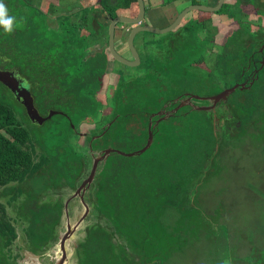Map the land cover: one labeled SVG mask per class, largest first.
Segmentation results:
<instances>
[{
    "label": "trees",
    "instance_id": "16d2710c",
    "mask_svg": "<svg viewBox=\"0 0 264 264\" xmlns=\"http://www.w3.org/2000/svg\"><path fill=\"white\" fill-rule=\"evenodd\" d=\"M132 1L94 0L84 17H76L71 22L70 15H63L62 19L56 20L54 29H50L44 25L41 13L30 4V0H3L16 23L11 34L0 28V70L12 72L22 85H26L38 109H59L61 113L57 111L53 116L61 117L63 123L55 128L56 132L43 131L41 137L36 131L40 126L36 125L35 129L23 126L6 95L0 93V187L11 183L27 185L29 194L18 214L28 217L23 231L26 240L31 245H41L49 238L50 227L58 218L57 210L38 205L34 197L54 184L43 168L51 164L59 178L70 183L74 190L86 178L93 159L104 150L114 146L127 148L130 144L142 148L149 122L151 143L137 155L141 159L109 153L95 167L92 181L85 190L90 193L83 202L91 205L93 212L100 213L104 224L109 227L98 224L88 232L82 243L83 255L98 264H179L170 258L179 255L186 245L178 243L173 236L183 229L191 234V230L202 226L182 214L168 216L164 208L167 204L172 207L177 203L182 205L179 203L180 192L185 190L187 176L199 169L197 159L205 152L213 151L218 128L236 124H233V110L227 112L220 124L214 123L215 118L208 117V110L192 109L189 104L172 112L179 102L188 99L190 93L176 89L170 95L162 84L173 78L186 84L191 80L188 70L196 76L200 73L209 77L207 70L195 66L202 61V51L200 46L195 47L194 35L205 27L204 21L185 24L176 36L167 33L151 41L141 39L139 67L143 69L142 77L118 73L112 93L106 100L109 114L93 122L87 149L70 151L66 144L77 122L93 119L95 95L100 89L98 81L106 67L104 56L85 57L88 40L93 37L91 41L99 44L100 37L106 38L109 21L127 11ZM191 1L198 4V0ZM241 3L248 6L257 18L264 17V0H242ZM228 8L229 5L223 3L219 14L227 13ZM118 27L119 24L114 26V32ZM80 29L87 35H75ZM263 41L264 37L253 40L244 35L230 42L215 71L224 83L223 88L228 89L244 80L246 83L217 101L215 107L222 106V101L228 105V100L232 107L261 100V108H264V93H255L254 100L248 96V90L256 85L254 82L258 80L259 71L264 69V63L260 64L264 57ZM171 59L184 66L179 64L175 72ZM263 80L258 81L261 85H256L257 90L264 88ZM0 87L6 90L2 84ZM240 95H244V103L238 101L235 104ZM194 105L210 106L211 101L205 99ZM248 108L251 111L258 109L254 105ZM159 110L162 113L155 115ZM26 119L27 123L31 122ZM36 148L40 149L38 153ZM191 157L196 158L195 165ZM20 193L18 187L2 191V194H11L9 201ZM115 235L126 239V245L115 241ZM1 237L6 238L7 245L16 235L0 204ZM186 241L187 238H183V242ZM260 242L256 243L263 249L264 239ZM240 247L238 245L236 249ZM222 260L231 262L228 257ZM248 264L258 263L249 261Z\"/></svg>",
    "mask_w": 264,
    "mask_h": 264
},
{
    "label": "rangeland",
    "instance_id": "374dc122",
    "mask_svg": "<svg viewBox=\"0 0 264 264\" xmlns=\"http://www.w3.org/2000/svg\"><path fill=\"white\" fill-rule=\"evenodd\" d=\"M30 1V4L41 13L44 25L50 29H54L57 23L56 20L62 19L63 15H70L72 22L76 17L85 15L93 5L92 0ZM241 1L223 0L224 4L227 3L229 5L228 11L225 14H219V11L212 13L193 11L183 18L181 24H187L195 17L201 18L205 22L206 28L199 31L196 35L197 38L196 36L195 38L197 45L201 47L202 51V61L199 67L207 70L209 77L206 78L204 74L201 75L200 73L196 76V74L188 70L191 80L186 81V84L185 82H176L174 78L168 79V81L166 80L162 84L167 87L170 95L171 93L174 94L176 89H184L183 92H188L191 96L203 97L209 100V98L216 96L220 91L227 88H223L224 83L216 73L215 67L219 59L226 55L230 42L244 35L253 40H259L264 37V17H255L250 8L242 5L244 3H241ZM198 3L213 6L216 0H198ZM78 5L81 6L80 15L77 12ZM182 5L180 3L176 5V12ZM122 12V15L132 18L136 13V8L133 5L132 8ZM159 14L164 16L160 10ZM149 15L144 19L147 25L160 28L166 24V16H161L158 19L154 14V18ZM130 27V25L121 24L116 30V42L113 43L115 52L126 59L129 57V53L127 50H124V44ZM78 35H85V32L80 31ZM135 36L133 44L139 50L141 39L151 41L155 38L157 39L160 35L140 32ZM90 38L93 40V37ZM91 39L87 43L88 49L84 51L85 57L93 56L96 52H102V47L104 46L103 40L100 45H97ZM100 39L102 38L100 37ZM174 59H171L173 60L171 64L174 66L172 69L177 72L179 64L180 66H184V64ZM263 60L264 57L260 60V63ZM118 73L140 78L142 77L143 69L139 66L127 68L107 55L105 71L100 75L98 81L100 89L95 95L96 107L92 109L93 119L77 122L72 136L66 142L70 151H75L77 148L86 150L89 141L88 134L92 129L93 122L109 114L106 100L112 93ZM184 75L189 78L186 74ZM263 79L264 69L259 71L258 80L254 84L261 85L258 81ZM237 84L242 85L244 83L240 82ZM256 85H252L253 87L248 90L250 100L255 99L253 98L255 93H259V95L264 93V88L257 90ZM23 86L26 87V85ZM3 90L0 87V93L6 95L15 116L21 120L23 126L35 129V126L38 124L34 122L27 123V116L24 117V109L20 103V99L15 97L7 88L4 90L6 92ZM243 96L240 95V99H235V104L238 101L243 102ZM199 101L197 100L194 103ZM221 103L223 105L218 107H215L217 104L205 106L209 108L207 109L209 112L208 117L215 118L213 121L216 122L214 123L220 124L219 122H222L227 112L230 113L233 110L235 112L232 115L234 119L233 124H236L229 128H218L217 133L214 131L216 133L214 149L211 153L207 151L202 154L197 159L199 164L197 172L190 173L187 176L188 182H186L185 190L183 189L180 192L182 197L179 199V203H182V205L179 206L178 203H172L174 207L167 204V207L164 208V213L168 216L182 214L185 217H189V219L192 218L202 226V228H196L194 231L191 230V234L186 229H180L181 232L178 231V234L173 236L178 243L186 245L179 252V255L170 258V261L178 262L179 264H248L249 261L258 264L264 263V248H261V250L256 243L264 239H262L264 237V108H261V100H257L255 103L252 102L249 105L243 102L244 106L242 107H232L233 104L229 100L228 105L223 101ZM253 105L258 108L256 111H251L248 108ZM34 108L40 117H45L51 112L61 113L59 109L52 111L51 109L41 110L35 106ZM240 112L242 115H240ZM159 113L162 112L159 110L154 114L158 115ZM53 115L50 120L39 124V129H36V131H39L41 137L43 131L53 133L54 130L56 132L55 128L63 123L61 117ZM115 147L119 146H114L111 149L122 153L139 150L136 145L132 144L128 145L127 148H121L122 150ZM35 150L38 153L40 149L36 148ZM138 159H141V157H133V160ZM191 160L195 165L196 158L194 157L193 159L191 157ZM43 170L52 177L54 184L45 188L39 195H35L34 197L38 205H48L50 209L57 210L58 218L50 227L49 238L42 245H31L26 241L23 234L28 223V217L19 215L18 211L29 194L27 185L23 183L17 186L15 183H11L5 187H0V204L3 206L6 218L11 223L16 235L15 239L11 242L8 252L12 264H55L59 256L58 244L60 238L65 233L66 222L70 227L73 226L83 212L79 200L73 198L68 201L67 217L65 218L63 204L75 189L73 190L70 187V183H66L63 179L59 178L51 164L45 166ZM8 187H18L21 190V193L13 201L8 200L11 194H2V191ZM89 193V190L84 191L83 199ZM163 201L165 202V200ZM86 205L88 212L85 218L77 225L75 230L68 234L64 241L65 259L63 264H98L96 260L90 257L84 258L82 243L86 240L88 232L98 224L104 225L105 228L109 227V225L107 223L104 224V219L100 213L92 211L91 205ZM195 237L197 239H194ZM183 238H187L185 243L183 242ZM114 239L119 244L126 245L127 241L123 237L115 235ZM259 244L261 245V242ZM238 245H241L239 250L236 249ZM145 253L149 254V251L145 250ZM227 257L230 258L231 262L222 260V258Z\"/></svg>",
    "mask_w": 264,
    "mask_h": 264
},
{
    "label": "water",
    "instance_id": "95a60500",
    "mask_svg": "<svg viewBox=\"0 0 264 264\" xmlns=\"http://www.w3.org/2000/svg\"><path fill=\"white\" fill-rule=\"evenodd\" d=\"M135 1H136V7H137L136 17L130 18V17H123V16L118 15V16L112 18L107 25V51H108V54L117 63H119L123 66H128V67H136L139 63L137 53H136V51L132 45L133 38L137 33L145 32V33L163 35L167 32H170L171 30H173L176 27V25L179 23V21L187 13H189L191 11H201V12H208V13L216 12L220 9V7L223 3V0H217L215 6H206V5H202V4L188 5L176 16V18L168 26L158 29V28H154V27H151L148 25L136 26L138 23L141 22V20L143 18L144 6L142 3V0H135ZM116 24L134 25V27H132L129 30V32L126 36V39H125V46H126L128 52L130 53L132 61H128V60L124 59L123 57L119 56L114 51L113 34H114V26ZM263 61H261V65H262ZM0 84H2L5 88H7L15 97L20 99V103H21V105L24 109L25 115L27 116L29 121L34 122V123L39 125L42 122L48 120L53 114L56 113V112H51L45 117H40L38 115L37 111L35 110L34 106H33L32 97L30 96V93H29L27 87L23 86L21 84V82L14 76V74L12 72L0 70ZM243 86H244V84H242V85L236 84V85H233L232 87H230L228 89H224V90L220 91L216 96L209 98V100L211 101V106H214L217 101L224 99L227 95L232 93L235 88H237V87L242 88ZM194 98L199 99V100L202 99V98H197V97H194ZM188 100H189V98L185 101H181L180 103H178L177 106L172 110V112L176 111L178 108L187 104L186 102ZM195 109L207 110L209 108L208 107L207 108L206 107H200V108H195ZM160 114L161 113H159L158 115H160ZM150 143H151V133H150V123H148L147 124V136H146L145 144L139 150L134 151V152H130V153H122V152L115 151L112 149H106L101 153L100 156L93 159L86 178L81 181V183L77 186V188L74 190L72 195L63 204V213H64L65 218L67 217L68 201L73 199V198H77L79 200L80 204L82 205L83 212H82L80 218L77 220V222L73 226L70 227L68 225V223L66 222L65 233L62 235V237L60 238V241H59V250L61 252V257L58 260L57 264H62L63 258L65 257L64 256V248H63V243H64L65 239L67 238L68 234L71 233L73 230H75L77 225L80 222H82V220L85 218V216L88 212V207L83 202L82 196H83L84 191L87 189V187L89 186V184L92 181L94 171H95V167H96L97 163L100 160H102L105 156H107L109 153H116V154H118L120 156H124V157H133V156L140 155L149 147Z\"/></svg>",
    "mask_w": 264,
    "mask_h": 264
},
{
    "label": "flooded vegetation",
    "instance_id": "af4514ba",
    "mask_svg": "<svg viewBox=\"0 0 264 264\" xmlns=\"http://www.w3.org/2000/svg\"><path fill=\"white\" fill-rule=\"evenodd\" d=\"M164 2H166L167 3V5L168 6H166L165 8H164V11H165V13L166 14H169V13H171V14H174V17H172V19L170 18L169 19V21H168V19L166 20V24L163 26V27H160V28H164V27H166V26H168L175 18H176V16L186 7V6H183L182 5V7L176 12V5L177 4H184V1L183 0H171V1H164ZM216 2H217V0H216ZM131 3V5L133 6H135V8H136V13H137V7H136V1L134 0V1H132V2H130ZM198 4H200V3H198ZM198 4H192V1L191 0H189V4L188 5H198ZM223 4V3H222ZM204 5H206V4H204ZM216 5V3L213 5V6H215ZM222 6V5H221ZM191 12H193V11H191ZM218 12V11H217ZM123 13V12H122ZM136 13L133 15V17L132 18H134V17H136ZM190 13V12H189ZM189 13H187V14H189ZM81 14V9L79 10V15ZM186 14V15H187ZM186 15H184V17L186 16ZM253 15L255 16V14L253 13ZM120 16H123V17H126V16H124V15H122L121 13H120ZM81 17H84V15H80V18ZM145 11H144V15H143V18H142V20H141V22L140 23H138L136 26H141V25H147V22L146 21H144V19H145ZM183 17V18H184ZM256 17V16H255ZM183 18L179 21V23L176 25V27L173 29V30H171L170 32H167V33H170L171 34V36H176L178 33H179V31H181L183 28H184V25L185 24H181V21L183 20ZM198 22V23H200V22H203L204 20L203 19H201V18H198V17H195L194 19H192V20H190L189 21V24H191L192 22ZM205 23V22H204ZM121 24H119V26H120ZM131 27H130V29L132 28V27H134V25H130ZM149 26V25H148ZM160 28H158V29H160ZM204 28H206V27H204ZM204 28H200V30L199 31H201V30H203ZM129 29V30H130ZM129 30H128V32H129ZM176 30V31H175ZM80 31H83V32H85V35H78V33L80 32ZM198 31V32H199ZM128 32H127V34H128ZM197 32V33H198ZM167 33H165V34H167ZM86 34H87V32L86 31H84L83 29H80V30H77L76 32H75V35H77V36H81V37H84V36H86ZM197 34H195L194 35V38H195V36H196ZM127 36V35H126ZM117 37V33H116V31L114 32V34H113V43L114 42H116V38ZM120 38V37H119ZM196 38H197V36H196ZM195 38V39H196ZM126 39V38H125ZM134 39H135V36H134V38H133V41H132V45H133V47H134V44H133V42H134ZM103 40V42H104V46L102 47V52H96L93 56H88V57H97V56H104L105 57V59L107 60V55L109 56V54H108V51H107V37L106 38H104V39H101V41ZM141 41V40H140ZM263 43H264V41H263ZM101 44V42L99 43V44H97V45H100ZM140 44H141V42H140ZM195 45V44H194ZM263 46V45H262ZM262 46L259 48L260 50H259V52L261 51V49H262ZM195 47L197 48V44L195 45ZM99 48V47H98ZM97 48V49H98ZM114 48V47H113ZM134 49H135V51H136V53H137V56H138V61H139V63H138V65L136 66V67H138L139 66V64H140V61H141V51H140V48H139V50H137L135 47H134ZM124 50H127V48H126V46H125V44H124ZM115 51V50H114ZM128 51V50H127ZM129 53V52H128ZM118 54V53H117ZM119 55V54H118ZM195 55H197V54H195ZM194 55V56H195ZM119 56H121V57H123L122 55H119ZM109 58H110V56H109ZM124 59H126L125 57H123ZM126 60H128V61H132V58H131V56H130V53H129V57L126 59ZM200 64V63H199ZM199 64H196L195 66H199ZM261 64V63H260ZM121 65V64H120ZM123 66V65H122ZM125 67H127V68H134V67H128V66H125ZM255 70H253V72H254ZM250 78V77H249ZM243 83L245 82L246 83V81L244 80V81H242ZM189 97V100L186 102L187 104H189V106L191 107V108H193V109H195V108H200V107H195V106H192V104H199V102L200 101H202V100H205L206 98H202L199 102H197V103H194V102H196L197 100H199V99H196V98H194V97H196V96H191V95H188ZM197 98H199V97H197ZM186 100H187V98H185ZM190 100H195V101H190ZM183 101H185V100H183ZM190 102H192V103H190ZM180 103V102H179ZM216 104V103H215ZM82 199H83V196H82ZM26 239V238H25ZM13 241V240H12ZM11 241V242H12ZM27 241V240H26ZM47 241V240H46ZM11 242L10 243H8L7 245H5L6 244V238L5 237H1L0 238V264H12L11 263V259H9V254H8V252H9V247H10V245H11ZM28 242V241H27ZM44 243V242H43ZM42 243V244H43ZM31 244V243H30ZM41 244V245H42ZM64 244V243H63ZM39 246V245H38ZM58 249H59V244H58ZM64 256H65V253H64ZM60 257H61V252H60V250H59V256H58V258H57V260H56V262H55V264H57V262H58V260L60 259ZM64 259H65V257L63 258V261H62V264H63V262H64Z\"/></svg>",
    "mask_w": 264,
    "mask_h": 264
},
{
    "label": "crops",
    "instance_id": "0c3cea01",
    "mask_svg": "<svg viewBox=\"0 0 264 264\" xmlns=\"http://www.w3.org/2000/svg\"><path fill=\"white\" fill-rule=\"evenodd\" d=\"M164 1H168V0H142V3H143V6H144V11H145V16L147 17L148 16V14H150L149 16L150 17H152V18H154L153 17V14L155 15V17L156 18H158L159 19V17H164V16H166V20L168 19V21H169V19L171 18L172 19V17H174V14H171V13H169V14H166L165 13V11H164V8L166 7V6H168L167 5V3L166 2H164ZM184 1V4H183V6H188V4H189V0H183ZM82 3H84L83 1H82ZM91 3V2H90ZM92 3H94V0H92ZM205 3H202V5H204ZM93 6V5H92ZM81 8V6L80 5H78V7H77V9H80ZM129 8H132V5H130V7ZM159 10H160V12L162 11L163 12V14H164V16L161 14H159ZM158 11V12H157ZM155 12V13H154ZM158 14V15H157ZM146 19V18H145ZM150 26V25H149ZM155 28V27H154Z\"/></svg>",
    "mask_w": 264,
    "mask_h": 264
},
{
    "label": "clouds",
    "instance_id": "9594fccd",
    "mask_svg": "<svg viewBox=\"0 0 264 264\" xmlns=\"http://www.w3.org/2000/svg\"><path fill=\"white\" fill-rule=\"evenodd\" d=\"M16 18L9 15V11L3 0H0V28L7 34L14 31Z\"/></svg>",
    "mask_w": 264,
    "mask_h": 264
}]
</instances>
